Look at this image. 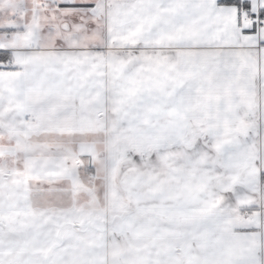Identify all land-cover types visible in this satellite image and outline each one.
Segmentation results:
<instances>
[{
  "label": "snow or ice",
  "instance_id": "obj_1",
  "mask_svg": "<svg viewBox=\"0 0 264 264\" xmlns=\"http://www.w3.org/2000/svg\"><path fill=\"white\" fill-rule=\"evenodd\" d=\"M0 264H264V0H0Z\"/></svg>",
  "mask_w": 264,
  "mask_h": 264
}]
</instances>
